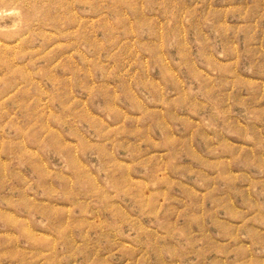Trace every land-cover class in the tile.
I'll use <instances>...</instances> for the list:
<instances>
[{"label": "rangeland", "instance_id": "1", "mask_svg": "<svg viewBox=\"0 0 264 264\" xmlns=\"http://www.w3.org/2000/svg\"><path fill=\"white\" fill-rule=\"evenodd\" d=\"M0 264H264V0H0Z\"/></svg>", "mask_w": 264, "mask_h": 264}]
</instances>
